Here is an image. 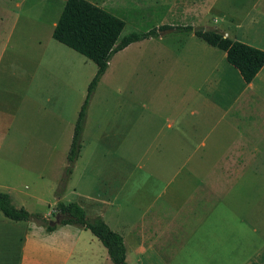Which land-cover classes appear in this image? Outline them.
<instances>
[{
    "label": "crops",
    "instance_id": "crops-1",
    "mask_svg": "<svg viewBox=\"0 0 264 264\" xmlns=\"http://www.w3.org/2000/svg\"><path fill=\"white\" fill-rule=\"evenodd\" d=\"M111 1L92 2L114 13ZM261 1L177 0V20H255L261 15ZM139 9L136 12H143ZM186 37L189 34H177V97H123L124 86L116 80L103 99L101 79L89 105L81 153L61 199L78 202L88 217L101 215L121 233L129 264H171L172 259L173 264H264V193L256 188L260 178L247 173L264 168V67L248 83L228 62L225 51ZM161 39L147 38L119 51L104 76L127 71L134 46L141 51L145 43L156 45ZM251 40L250 44L264 49L262 38ZM46 55L42 54L46 65L55 69L63 70L71 62L60 50ZM97 69L96 65L88 80ZM157 86L158 95L164 83ZM69 96L70 106L64 108L56 125L67 136L63 141L66 164L58 185L86 96L67 91L62 99L54 92L44 98L45 104H54ZM105 102L109 108L99 110L97 105ZM165 106H171L168 119L162 111ZM97 110L104 117L100 123H96ZM54 131L52 123L51 136ZM104 136L131 139L125 155L111 141L109 145L91 141ZM134 137L164 138L153 151L158 156H148L149 146L143 150L146 162L135 164ZM171 138H177V147L170 144ZM134 185L142 186L141 194L133 192ZM0 188L7 190L13 205L30 212L38 211L36 205L43 200L37 194L18 192L16 187L0 183ZM56 204L55 197L42 213L49 220ZM1 212L0 245L2 240L9 242L5 260L0 259L4 264H114L89 229L59 223L48 230L34 220L17 221ZM5 226L19 233L7 238L1 233Z\"/></svg>",
    "mask_w": 264,
    "mask_h": 264
},
{
    "label": "rangeland",
    "instance_id": "rangeland-1",
    "mask_svg": "<svg viewBox=\"0 0 264 264\" xmlns=\"http://www.w3.org/2000/svg\"><path fill=\"white\" fill-rule=\"evenodd\" d=\"M65 1L0 0V183L16 187V191L23 194L33 193L42 197L43 200L36 205L38 211L31 213L42 214L48 210V205L55 201L58 177L62 166L66 164L63 141L67 136L56 125L60 123L61 114L71 101L70 96L67 101L60 100L54 104H45L44 98L54 92L56 98L62 99L67 91L70 94L78 92V96L84 93L85 97L92 80H88V76L96 66L93 61L56 41L52 36L53 23L58 21V13ZM110 8L126 23L121 37L133 31H145L164 24L175 26L194 22L197 27L213 28L215 24L227 30L231 38L249 44L253 43L252 38L264 40V0L260 3L261 15L255 20H177V0H112ZM139 8L144 14L136 12ZM160 31L163 39L156 45L145 43L140 48L141 51L138 46L129 51L127 71L119 75L116 73L114 77L108 72L102 78L100 98L109 96L110 84L116 80L124 86L123 97H136L139 100L160 96L177 97V33L169 29ZM186 38H192L201 46H210L193 34ZM53 50L63 51L70 57V64L63 70L46 65V58H42L43 53L49 56ZM80 77L83 81L79 80ZM158 83H164V91L160 92L159 96ZM129 85L132 87L126 89L125 86ZM97 107L99 110H106L109 105L105 102V105ZM170 109L171 106L162 109L166 119L172 114ZM97 113L98 110L95 113V116L98 115L96 123H100L104 117L102 112L99 111L101 116ZM52 123L55 130L53 136L50 134ZM91 139L94 144L103 145H109L111 141L113 146L123 151L120 155H125V145L131 143V139L125 137L104 136L101 141ZM163 139L134 137L133 145L138 148V152L134 154L135 164L142 160L146 162L147 156L143 154V150L149 146L151 152L148 156H158V153L153 151ZM171 141L173 146L177 147V138H171L170 144ZM247 173L260 178V185L256 188L263 194L264 168L247 170ZM132 190L138 194L143 191L142 186L138 185H134ZM0 191L7 192L3 188H0ZM57 214L55 206L51 219L55 220ZM16 232L14 227L11 229L5 226L1 229V233L7 238L11 234L14 236L19 233ZM8 243L4 240L1 242L2 260H5L6 250H9ZM170 262L175 263L173 259Z\"/></svg>",
    "mask_w": 264,
    "mask_h": 264
},
{
    "label": "trees",
    "instance_id": "trees-1",
    "mask_svg": "<svg viewBox=\"0 0 264 264\" xmlns=\"http://www.w3.org/2000/svg\"><path fill=\"white\" fill-rule=\"evenodd\" d=\"M125 25L121 17L90 0H67L52 33L55 40L86 56L98 67L79 111L67 155V165L55 192L56 210L63 216L61 224H72L91 230L107 248L114 264H129L124 236L113 230L101 215L88 217L78 202L65 203L61 199L81 153L90 102L113 56L134 42L161 36L160 30L173 29L177 34L194 33L209 45L225 51L228 62L240 71L248 83L264 67V49L233 39L219 28L164 24L145 31H133L121 37ZM0 211L13 220H34L46 226L48 230L57 227V224L51 225L44 215L31 213L24 207L13 205L10 195L6 192H0Z\"/></svg>",
    "mask_w": 264,
    "mask_h": 264
},
{
    "label": "water",
    "instance_id": "water-1",
    "mask_svg": "<svg viewBox=\"0 0 264 264\" xmlns=\"http://www.w3.org/2000/svg\"><path fill=\"white\" fill-rule=\"evenodd\" d=\"M169 30H173V29H169ZM162 34V33H161ZM62 214L61 213H58L57 215H56V219L55 220H50V224L51 225H55V224H59V223H61V221H62Z\"/></svg>",
    "mask_w": 264,
    "mask_h": 264
}]
</instances>
